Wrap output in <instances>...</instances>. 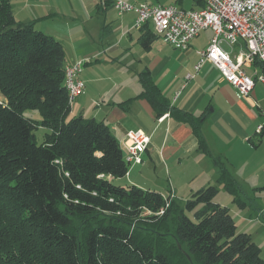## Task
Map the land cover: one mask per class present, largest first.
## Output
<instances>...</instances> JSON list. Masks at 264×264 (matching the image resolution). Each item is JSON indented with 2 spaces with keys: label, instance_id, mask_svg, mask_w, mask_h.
<instances>
[{
  "label": "trees",
  "instance_id": "1",
  "mask_svg": "<svg viewBox=\"0 0 264 264\" xmlns=\"http://www.w3.org/2000/svg\"><path fill=\"white\" fill-rule=\"evenodd\" d=\"M140 33L139 43L149 51L155 39L150 25ZM65 65L62 43L32 23L17 22L10 0H0V264H186L171 258L179 251L193 264H264L251 236L237 232L229 210L214 200L216 186L194 192L181 205L170 191L163 197L126 185L129 164L109 127L71 115ZM138 80L135 99L188 124L198 150L217 170V183L246 210L243 197L257 200L264 188L245 190L209 150L201 119L172 108L148 73ZM29 111L39 119L26 116ZM39 129L45 132L37 144ZM142 211L151 213L147 228L161 216L155 225L181 250L170 251L160 237L129 236L126 226H143ZM101 217L117 224L105 226ZM76 224L86 228L80 238Z\"/></svg>",
  "mask_w": 264,
  "mask_h": 264
},
{
  "label": "crops",
  "instance_id": "2",
  "mask_svg": "<svg viewBox=\"0 0 264 264\" xmlns=\"http://www.w3.org/2000/svg\"><path fill=\"white\" fill-rule=\"evenodd\" d=\"M112 1L10 0V4L17 22L32 23L35 30L62 43L66 65L89 60L81 73L83 93L71 105L72 116L103 122L121 147L128 133L142 132L148 138L144 152L139 154L140 164L131 162V172L128 169L124 183L146 191L150 189L144 188L145 170L157 177L161 170L168 175L170 170L176 171L177 175L182 168H188L192 171L190 179L200 187L196 191L213 184L222 188L217 183V170L208 156L198 150L191 127L169 113H156L146 100L135 99L141 93L138 74L146 72L172 108L201 119L200 130L209 150L224 159L226 168L245 190L264 188V184L257 185L258 180L247 183L264 171V130L257 133L259 126L264 128V83L259 80L264 76V63L254 61L243 67L255 83L248 96L237 97L235 89L213 64L201 63L199 52L209 44V31L194 38L185 52L173 53L175 49L162 42L150 25L155 39L150 50L144 51L139 43L142 27L134 28L136 16L118 15ZM121 1L184 10H195L203 2ZM222 48L236 58L245 46L242 42L233 47L223 43ZM69 49L72 54L68 57ZM126 101H130L126 108L118 107ZM170 183L166 182L167 189L159 193L166 197L170 191L177 199L175 191L169 189L175 184ZM157 185V181H150L155 189ZM194 192L190 191V195ZM246 210L242 211L247 213V220L253 222L255 219Z\"/></svg>",
  "mask_w": 264,
  "mask_h": 264
},
{
  "label": "built area",
  "instance_id": "3",
  "mask_svg": "<svg viewBox=\"0 0 264 264\" xmlns=\"http://www.w3.org/2000/svg\"><path fill=\"white\" fill-rule=\"evenodd\" d=\"M203 1V7L195 10L176 6L132 5L121 0H113L111 5L118 15L133 13L136 16L134 28L151 25L162 42L180 52H185L190 42L202 32L209 31L212 34L209 44L199 52L201 63L207 61L213 64L235 89L237 97L248 96L255 81L243 67L254 61L264 63V0ZM237 42H242L245 49L236 58H231L222 44L233 47ZM88 61L85 59L65 65L64 86L69 105L83 93L81 73ZM259 80L264 83V76ZM263 130V126H259L257 133ZM147 143L144 133H128L122 141L127 163H138L139 154L144 152Z\"/></svg>",
  "mask_w": 264,
  "mask_h": 264
},
{
  "label": "rangeland",
  "instance_id": "4",
  "mask_svg": "<svg viewBox=\"0 0 264 264\" xmlns=\"http://www.w3.org/2000/svg\"><path fill=\"white\" fill-rule=\"evenodd\" d=\"M172 52L181 53L180 51H175V50H172ZM71 54H72V51L69 49L67 51V56L69 57ZM25 115L32 119H39L37 112L35 111L26 112ZM44 132L45 130L39 129L35 133L37 144H40L42 142V137H43ZM124 158L127 160L128 157L124 155ZM128 164H129L128 166L131 172V167L133 164L132 163H128ZM137 164H140V161ZM175 172L176 171L170 170L169 175H168V172L164 173L161 170L159 171V174L156 177L152 171L145 170V173L143 174V177H142V179L145 181V183H143L145 185L144 188L146 189L148 188L150 190H157L158 192L160 190L162 192L167 189L165 185L166 182H169V183L173 182V184L175 185H170L169 189H171L172 191H175L174 196L178 199V201L181 202L179 204L183 205L182 203L183 202L185 203L190 198V191L194 192L200 187L198 188L199 185L196 180L190 179L192 171L189 170L188 168H182L178 172L177 175H175ZM169 178H171L172 181L168 180ZM256 180H258L259 182L257 183V185L264 184V171L263 170H261L260 173H256L254 175L253 180L247 183L248 185H250L256 182ZM150 181L158 182L156 189L150 186ZM121 184H124V183H121ZM217 188H218V193L215 197V201L217 203H220L222 206H225L229 210V213L233 221L235 222L237 232L245 233L251 236L252 241L261 249L260 258L264 259V222L261 220L262 217L264 218V191L261 192L259 195H257V198H258L257 200H255V196L251 194H247L245 197H243V202L245 203L246 208L248 209L246 211H250L249 217L255 219V220H252L253 222H250L247 220V217H246L247 213L245 211L238 209L233 203L231 197L222 188L220 187H217ZM150 216H151V213H149L148 211H142L138 220L143 221V226H136V227L134 225H130V227L126 226L125 231L128 232L129 236L132 233L137 232V235H140L142 237H144L145 235H148L152 237L153 239L156 237H160V240H164L161 243L165 244L170 251L174 250L177 252L179 251L178 248L181 250V247L178 246L177 248V245L171 242V240L169 239L170 237L169 232L168 234L166 232H162L161 229H158L157 226L155 225V223L160 220L159 218L161 216H158V218L155 217V220L156 219L157 220L153 222L152 225L149 226L148 228L146 227V224H148V222L151 221L150 218H147ZM189 218H192V215H189ZM112 220H114V218L112 217H107V218L101 217V222L105 226L117 224V223H114L115 221L111 222ZM107 221L110 222L111 224L108 223ZM167 225H168V228L169 227L171 228L170 223H168ZM85 229L86 228L83 227V224H80V225L76 224L75 232L77 233L78 238L81 237V234H83ZM179 252L180 253L178 255L177 254L173 255L171 256V258L173 259L176 258L177 260H180L181 262H184L186 264H193L190 258L186 256L185 252L184 253H182L181 251Z\"/></svg>",
  "mask_w": 264,
  "mask_h": 264
}]
</instances>
